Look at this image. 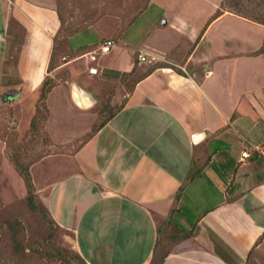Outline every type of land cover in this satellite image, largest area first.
I'll return each mask as SVG.
<instances>
[{
    "label": "crops",
    "instance_id": "obj_1",
    "mask_svg": "<svg viewBox=\"0 0 264 264\" xmlns=\"http://www.w3.org/2000/svg\"><path fill=\"white\" fill-rule=\"evenodd\" d=\"M168 2L149 0L139 15L159 4L166 9L152 13L167 21L136 37L132 22L96 62L89 53L105 40L93 27L64 36L55 1L13 2L31 25L18 66L24 91L42 89L62 44L69 55L53 71L70 70L66 83L94 96L84 61L125 98L75 150L45 204L88 264H264V26L220 0ZM206 4L210 16L195 21ZM11 9L0 0L3 72ZM140 51L158 60L141 62Z\"/></svg>",
    "mask_w": 264,
    "mask_h": 264
},
{
    "label": "rangeland",
    "instance_id": "obj_2",
    "mask_svg": "<svg viewBox=\"0 0 264 264\" xmlns=\"http://www.w3.org/2000/svg\"><path fill=\"white\" fill-rule=\"evenodd\" d=\"M14 1L7 0V6L13 10L11 9V28L4 72L0 67V74L3 76L2 79L0 76V264H81L74 255H68L67 262L60 261L66 254L59 253L64 250L79 253L75 236L62 227L58 230L54 216V223L51 225L43 215L28 207L25 181L16 164L30 167L38 199L45 204L44 200L48 198L50 189L68 176L75 150L125 102V98L119 95L120 87L105 85L92 78L83 61L78 69L83 72L86 80H89L87 88L96 89L94 97L97 103L88 110L78 108L71 96L73 85L66 83L71 81L68 78L70 70L53 71L58 61L69 55V51L62 44L56 47L51 70L45 82L47 89L56 85L64 87L66 84L67 88L62 89L66 91L67 96L58 89L42 100V89L38 93L24 91L18 66L21 62L20 54L27 51L25 46L29 42L31 25L24 17L19 16L13 6ZM33 1L42 3L46 0ZM52 1L58 4L61 15L63 14L62 19L66 24L62 32L64 36L93 27L101 33L105 41L116 40L132 22L136 23L132 30L135 36L139 35L148 23H162L170 17L168 14L162 21L161 13H152L160 12L161 8L166 9L159 4L153 6L151 12L139 17L149 0ZM159 1L169 3L168 0ZM176 1L180 0H172V3L175 4ZM220 1L221 8L228 9L223 1ZM207 6L208 12L204 11L198 19L194 18L195 21L200 22L204 16H210L211 6ZM61 43H64V39ZM131 83H128L126 92L122 88L124 94L129 92ZM10 97L12 99H9ZM62 168L66 169L65 173ZM9 221H19L26 229L25 243L29 249L24 257L13 253L10 232L6 225ZM58 247L64 250L61 251ZM40 254L42 256H38Z\"/></svg>",
    "mask_w": 264,
    "mask_h": 264
},
{
    "label": "trees",
    "instance_id": "obj_3",
    "mask_svg": "<svg viewBox=\"0 0 264 264\" xmlns=\"http://www.w3.org/2000/svg\"><path fill=\"white\" fill-rule=\"evenodd\" d=\"M223 3L226 5L228 9L223 8L225 11L233 13L245 20L253 21L258 24H261L264 26V0H222ZM51 66V65H50ZM51 70V67H50ZM53 88V86H52ZM52 88L47 89L46 88V82L43 84L42 87V100H45L48 98V95L50 94ZM120 107L115 110L107 119L104 121L95 131L96 133L101 127L105 126L119 111ZM34 123V122H33ZM93 133V134H94ZM17 170L20 173V175L23 177L28 193L27 197V203L28 207L41 215H43L47 220H49L50 224L52 225L53 219H52V213L47 205H45L42 201L38 199L33 178L30 172V167H24L22 165L16 164ZM8 226V230L10 232V238L12 242V250L13 253L17 256L24 257L26 255L28 248V245L26 242V229L23 226V224L19 221H9L6 223ZM58 230L61 228V226L58 224ZM59 248V247H58ZM62 250V248H59ZM59 254H66L64 257L60 258V261L67 262L66 257L68 255H74L75 258L81 263V264H88L86 260L79 254L74 251H68L64 250L63 252H60ZM38 256H42L41 254ZM45 259V257H42Z\"/></svg>",
    "mask_w": 264,
    "mask_h": 264
},
{
    "label": "built area",
    "instance_id": "obj_4",
    "mask_svg": "<svg viewBox=\"0 0 264 264\" xmlns=\"http://www.w3.org/2000/svg\"><path fill=\"white\" fill-rule=\"evenodd\" d=\"M114 47H115L114 40H107L101 45V47L99 48V50L97 52L89 53V57H90L92 62H96L99 55L109 54L113 50ZM150 56L151 55L149 53L140 51L139 55H138V60L141 62H145V61H147L148 57H150ZM151 57H152L151 61L158 60V58L156 56H151ZM89 72L91 75H97L98 69L96 67H91ZM243 157L249 158L250 154L248 152H244Z\"/></svg>",
    "mask_w": 264,
    "mask_h": 264
},
{
    "label": "water",
    "instance_id": "obj_5",
    "mask_svg": "<svg viewBox=\"0 0 264 264\" xmlns=\"http://www.w3.org/2000/svg\"><path fill=\"white\" fill-rule=\"evenodd\" d=\"M71 94L74 103L80 109L88 110L97 103L95 97L90 92L81 88L78 84H73ZM202 136L203 135H198L196 140L199 141Z\"/></svg>",
    "mask_w": 264,
    "mask_h": 264
},
{
    "label": "flooded vegetation",
    "instance_id": "obj_6",
    "mask_svg": "<svg viewBox=\"0 0 264 264\" xmlns=\"http://www.w3.org/2000/svg\"><path fill=\"white\" fill-rule=\"evenodd\" d=\"M9 99H12L11 97Z\"/></svg>",
    "mask_w": 264,
    "mask_h": 264
}]
</instances>
